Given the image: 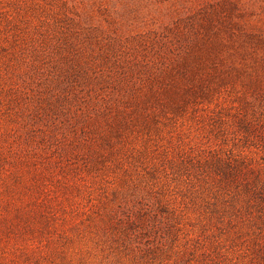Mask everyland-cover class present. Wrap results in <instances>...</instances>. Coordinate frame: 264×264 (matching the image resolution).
<instances>
[{
    "label": "rangeland",
    "instance_id": "obj_1",
    "mask_svg": "<svg viewBox=\"0 0 264 264\" xmlns=\"http://www.w3.org/2000/svg\"><path fill=\"white\" fill-rule=\"evenodd\" d=\"M0 264H264V0H0Z\"/></svg>",
    "mask_w": 264,
    "mask_h": 264
}]
</instances>
